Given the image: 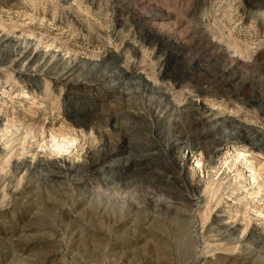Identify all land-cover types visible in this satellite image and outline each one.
Listing matches in <instances>:
<instances>
[{
  "label": "rangeland",
  "instance_id": "1",
  "mask_svg": "<svg viewBox=\"0 0 264 264\" xmlns=\"http://www.w3.org/2000/svg\"><path fill=\"white\" fill-rule=\"evenodd\" d=\"M5 124L0 264H264V0H0Z\"/></svg>",
  "mask_w": 264,
  "mask_h": 264
},
{
  "label": "bare ground",
  "instance_id": "2",
  "mask_svg": "<svg viewBox=\"0 0 264 264\" xmlns=\"http://www.w3.org/2000/svg\"><path fill=\"white\" fill-rule=\"evenodd\" d=\"M2 125V124H1ZM8 125V124H7ZM6 124L3 125V128L0 129V134L1 136H6L8 133V128L9 126H7ZM12 127V126H11ZM15 128V127H14ZM59 138V137H58ZM56 139L55 134L52 135V144L51 147L53 150H58V151H66L69 150L71 146H73L74 140L69 136L65 137V136H61L60 139ZM200 149V148H199ZM244 153L240 150L235 152V159H239V158H243ZM196 164H198V160L196 161ZM196 165V166H197ZM18 167V166H17ZM21 167V166H20ZM251 168V167H250ZM18 170V169H17ZM254 178V177H253ZM239 258V257H238ZM227 261V260H226ZM237 261V259L235 260ZM235 263V262H234ZM239 263V262H238ZM245 263V262H244Z\"/></svg>",
  "mask_w": 264,
  "mask_h": 264
}]
</instances>
